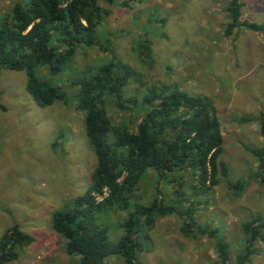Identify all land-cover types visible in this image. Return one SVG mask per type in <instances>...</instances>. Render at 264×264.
I'll return each instance as SVG.
<instances>
[{"label":"rangeland","instance_id":"1","mask_svg":"<svg viewBox=\"0 0 264 264\" xmlns=\"http://www.w3.org/2000/svg\"><path fill=\"white\" fill-rule=\"evenodd\" d=\"M19 1L0 0V21ZM122 1H99L105 13L98 32L109 40L113 54L140 76L130 82L125 97L141 98L149 85L166 83L207 99L216 109L223 139L219 160L228 170L226 178L218 175L217 185L198 197L192 196L199 184L191 175L172 183H157L153 174L146 175L131 206L136 201L148 204L157 194L168 205L179 183L196 207L194 225L206 232L186 236L179 216L157 217L147 232L149 239L140 243L137 259L141 264H222L216 239L208 235L217 229V237L227 245L226 264H236L248 238L242 223L256 213L264 216V184L253 177L257 161L247 150L264 146L259 121L264 119V30L238 27L226 36L229 0H131L129 7ZM239 3L240 20L264 28V0ZM144 38L152 42L151 67L142 65L133 51ZM111 55L97 47L80 50L72 67L51 81L67 88L72 98L75 89L69 79ZM40 76L49 78L46 70ZM75 104L59 101L41 108L27 93L23 72L0 70V239L12 224L32 238L8 264L77 263V257L66 255L64 240L52 226L53 213L88 190L97 164L85 136L83 113ZM107 113L114 125L134 131L144 112L108 102ZM181 174L175 173L176 178ZM241 184L242 191L229 187ZM106 197L104 192L96 200L101 203ZM127 212L111 202L99 214L98 222L112 241L123 236ZM253 249L246 264H264V241H256ZM104 264L125 263L111 256Z\"/></svg>","mask_w":264,"mask_h":264},{"label":"trees","instance_id":"2","mask_svg":"<svg viewBox=\"0 0 264 264\" xmlns=\"http://www.w3.org/2000/svg\"><path fill=\"white\" fill-rule=\"evenodd\" d=\"M99 1L21 0L15 3L0 21V70L23 72L26 91L37 106L46 108L59 101L68 104L73 100L83 113L85 136L97 164L88 190L52 215L53 229L64 240L66 255L77 257L76 264H104L111 256L122 258L125 264H141L137 259L140 243L143 238L149 239L147 232L152 230L157 217L179 216L181 231L186 236L206 232L194 225L196 207L184 197L179 183L168 205L157 194L148 204L136 201L131 206L135 189L143 178L153 174L157 183H172L185 174L191 175L199 184L192 188V196L198 197L217 185L218 175L226 178L228 170L219 160L223 139L216 109L207 99L166 83L149 85L141 98L125 97L130 82L139 80L140 76L113 54L108 39L100 37L98 28L105 11ZM103 1L113 3V0ZM130 1L123 0L122 5L129 7ZM226 11L230 20L226 36L238 27L255 32L264 30L263 25L240 20L239 0H229ZM95 47L111 52V58L97 67L86 66L74 79H69L75 89L70 98L67 88L51 79L72 67L78 51ZM133 51L142 65H153L149 39H140ZM43 70L49 78L40 76ZM108 102L119 109L134 107L144 112L134 131L112 123L107 113ZM259 121L264 135L262 116ZM247 150L257 161L253 177L264 184V146ZM178 172L182 174L176 178ZM229 187L243 190L242 184ZM104 192H107L105 200L97 202V197ZM111 202L128 211L124 234L117 241H112L107 228L98 222L99 214ZM241 226L248 238L236 264H246L255 251L256 241H264V216L256 213ZM217 231L209 230L208 235L216 239L219 259L226 264L227 245L217 237ZM31 240L17 225L8 227L0 239V264L16 260L19 251Z\"/></svg>","mask_w":264,"mask_h":264}]
</instances>
